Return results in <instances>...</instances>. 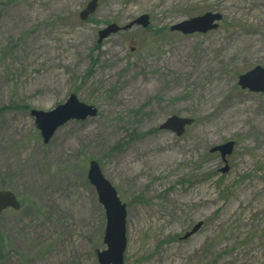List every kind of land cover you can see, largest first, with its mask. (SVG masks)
<instances>
[{"label":"rangeland","instance_id":"rangeland-1","mask_svg":"<svg viewBox=\"0 0 264 264\" xmlns=\"http://www.w3.org/2000/svg\"><path fill=\"white\" fill-rule=\"evenodd\" d=\"M0 0V264H98L105 215L87 179L98 163L126 208L123 264H264V0ZM205 13V34L170 28ZM133 26L97 44L110 24ZM70 94L97 109L43 144L30 110ZM170 116L193 124L176 137ZM234 142L223 163L210 149ZM227 168L224 172V170ZM200 229L182 240L197 223Z\"/></svg>","mask_w":264,"mask_h":264},{"label":"water","instance_id":"water-1","mask_svg":"<svg viewBox=\"0 0 264 264\" xmlns=\"http://www.w3.org/2000/svg\"><path fill=\"white\" fill-rule=\"evenodd\" d=\"M97 9V0H90L85 8L79 13V20L86 21ZM221 16L216 13H205L202 16L191 18L187 21L176 24L170 28L171 32H179L183 35L194 33L205 34L217 28V23ZM147 28L149 17L141 15L126 26L119 27L110 24L98 32L97 44L107 39L110 35L118 31H125L133 26ZM238 86L251 93H264V68L256 66L248 72L238 77ZM29 115L34 119V124L38 130L43 144H47L54 133L70 121H84L87 118H93L97 115V109L85 105L77 99L74 94H70L65 103L57 106L51 111L43 112L30 110ZM193 124L190 118L170 116L160 126V130L169 131L176 137L184 134L185 129ZM234 149V142H226L222 145L210 149V153H218L223 163H226V157ZM227 168L222 170L224 172ZM87 179L95 189L98 203L102 206L105 215V228L103 235V244L105 249L96 251L98 264H123V255L126 248L125 238V219L126 208L119 200L113 186L103 177L99 165L95 161H90L87 171ZM11 209L20 210V202L16 196L9 190L0 191V213ZM202 223L193 226L190 232H187L180 239L185 240L195 234Z\"/></svg>","mask_w":264,"mask_h":264},{"label":"trees","instance_id":"trees-1","mask_svg":"<svg viewBox=\"0 0 264 264\" xmlns=\"http://www.w3.org/2000/svg\"><path fill=\"white\" fill-rule=\"evenodd\" d=\"M8 242L0 230V262L9 256Z\"/></svg>","mask_w":264,"mask_h":264}]
</instances>
